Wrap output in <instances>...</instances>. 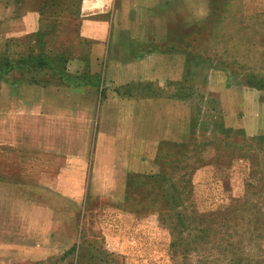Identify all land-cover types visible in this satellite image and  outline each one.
I'll list each match as a JSON object with an SVG mask.
<instances>
[{
	"label": "rangeland",
	"instance_id": "rangeland-1",
	"mask_svg": "<svg viewBox=\"0 0 264 264\" xmlns=\"http://www.w3.org/2000/svg\"><path fill=\"white\" fill-rule=\"evenodd\" d=\"M260 78L264 0H0V264H264Z\"/></svg>",
	"mask_w": 264,
	"mask_h": 264
},
{
	"label": "crops",
	"instance_id": "crops-1",
	"mask_svg": "<svg viewBox=\"0 0 264 264\" xmlns=\"http://www.w3.org/2000/svg\"><path fill=\"white\" fill-rule=\"evenodd\" d=\"M102 31V30H101ZM179 59H182L180 56H171V55H164V56H159V55H152L151 57L143 60L141 62V81H156L159 82L160 84L165 83L166 80H171V81H176L179 78V69H178V63ZM184 64L185 62H181ZM174 66V68H172ZM220 92V91H219ZM144 102H149V107L145 108H164L161 106H158L159 102H162L156 99L158 101L157 103L155 102V98H143L142 99ZM167 101V100H166ZM166 101H164L167 105H173V108H178L182 107L184 108L185 101L183 100H178L175 98H171L169 101H171L170 104H168ZM180 103V104H179ZM172 107V106H171ZM222 127H228L226 123L220 124ZM237 126V125H235ZM234 125L229 126L228 128H236V129H242L235 127Z\"/></svg>",
	"mask_w": 264,
	"mask_h": 264
},
{
	"label": "trees",
	"instance_id": "trees-1",
	"mask_svg": "<svg viewBox=\"0 0 264 264\" xmlns=\"http://www.w3.org/2000/svg\"><path fill=\"white\" fill-rule=\"evenodd\" d=\"M260 85L258 86V87H260V88H264V78H260ZM226 129V128H225ZM227 130H234V129H227ZM240 132L242 133V134H244L245 135V131H243L242 129L240 130ZM258 141L260 142L261 140H263V137H261V136H259L258 138ZM255 139L254 138H249V141H250V143H252L253 141H254ZM258 141H256L257 142V144L259 143ZM164 190V189H163ZM170 191V190H169ZM169 191L167 192V193H165V195H169ZM164 192H166V190L164 191ZM172 200H174V199H172ZM187 218H189V216H187ZM183 220H181V222H182ZM189 222H190V218L188 219V224H189ZM201 225L202 224H194L193 226H192V224H191V222H190V224L187 226L188 227V232L189 233H191L192 231H194V232H201V233H206V232H208L209 230H210V228L209 229H202L201 228ZM193 243V242H192Z\"/></svg>",
	"mask_w": 264,
	"mask_h": 264
}]
</instances>
